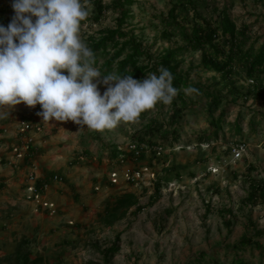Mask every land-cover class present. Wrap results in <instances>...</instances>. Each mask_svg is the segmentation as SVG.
<instances>
[{
  "label": "rangeland",
  "instance_id": "rangeland-1",
  "mask_svg": "<svg viewBox=\"0 0 264 264\" xmlns=\"http://www.w3.org/2000/svg\"><path fill=\"white\" fill-rule=\"evenodd\" d=\"M113 1L102 0L105 10L98 23L92 20V1H88L90 14L81 29L88 47L116 27L118 12L112 8ZM132 1L131 17L123 29L152 57L136 56L138 67L182 48L176 60L180 72L204 87L220 82L219 75L202 71L200 51L183 48L178 35L162 37L165 29L179 32L168 15L172 6L177 8L178 24L190 27L195 13L186 4ZM192 1L199 19L210 22L225 9L243 33L240 39L246 46L257 49L264 42V0ZM9 7L11 0H0V12ZM114 49L109 47V52L113 54ZM131 54L130 46L126 47L118 61ZM104 62L100 56L95 64L100 72ZM230 80L237 94L224 84L210 88L223 96L220 109L225 114L218 137H205L212 128L201 99L185 113L176 140L145 135L149 142L163 141L159 155L141 143L147 149L137 158L128 157L124 164L110 161L107 151L115 146L128 149L144 125L140 117L136 124L121 123L100 132L80 130L71 121L47 122L36 114L38 105L0 107V112L9 113L0 118V264H16V254L27 256L28 264H234L236 258L245 264H264L260 255L264 254V236L257 235L264 231V198L244 202L250 184L264 181V99L248 93L251 82L241 66L234 67ZM98 90L102 94L106 86L98 84ZM186 97L196 100L193 93ZM159 108L162 113L153 109L150 117L165 126L162 130L168 129L169 106ZM236 119L240 133L233 128ZM24 120L41 125L42 131L33 135V155L21 161L13 157L11 147L17 143V125ZM250 120H254L252 126ZM200 138L210 141L200 145ZM238 142L247 149L234 160L231 147ZM33 168L38 177L61 178L50 182L42 197L53 204L51 214L24 190ZM124 194H133L142 210L133 214L135 207H131L108 225L114 201ZM243 238L251 243L239 245ZM114 243L118 251L106 256ZM255 243L262 249L254 247Z\"/></svg>",
  "mask_w": 264,
  "mask_h": 264
},
{
  "label": "clouds",
  "instance_id": "clouds-1",
  "mask_svg": "<svg viewBox=\"0 0 264 264\" xmlns=\"http://www.w3.org/2000/svg\"><path fill=\"white\" fill-rule=\"evenodd\" d=\"M11 8L10 22L0 25V107L39 105L36 114L47 122L71 121L80 130L102 132L136 124L141 113L169 106L177 95L163 66L143 80L101 74L81 36L88 0H11ZM98 84L106 86L102 94Z\"/></svg>",
  "mask_w": 264,
  "mask_h": 264
},
{
  "label": "trees",
  "instance_id": "trees-1",
  "mask_svg": "<svg viewBox=\"0 0 264 264\" xmlns=\"http://www.w3.org/2000/svg\"><path fill=\"white\" fill-rule=\"evenodd\" d=\"M92 1V15L93 22L98 23L102 14L105 10V4L102 0H88ZM182 4L187 5V9L195 13V18L191 22L189 28L181 26L176 21L174 16L177 8L172 6L168 15L171 20L174 21V24L178 27L179 32H168L166 29L162 33V37L178 35L181 42L183 43V48L191 50L193 52L200 51L202 53L200 67L204 73H213L220 76V82L217 84H212L209 87H204L200 84H194L191 80L186 77L184 72L178 70V63L176 60L180 56L182 48L170 50L161 56L158 60L151 61L152 64L147 66H137L136 56L148 55L142 48L140 44H136L135 38L129 32L124 31L123 25L125 21L129 19L131 11L128 7L133 4L132 0H115L113 1L112 8L117 10L118 18L117 25L114 29L106 31L99 39L92 42L89 46L94 54L95 64L98 62L100 56H104V70L101 72L102 75H107L110 73H115L120 76L132 75L134 79L143 80L146 72L148 73H157L159 67L163 66L167 68L170 73L173 75V86L178 89L177 95L174 97L171 105H169L170 115L168 119V129L162 130L165 126L160 125L156 122L155 118H151L150 115L153 113V110L146 111L141 113L140 119L143 120V127L141 128L139 136L133 138L132 142L138 144L146 143L150 148L153 147H164L163 141L158 142H149L146 140L145 135L151 137H158L159 139H166L171 137L172 140H176L178 137L179 129L184 121L185 113L191 111L195 107L196 101L204 99V108L207 112V118L209 127L212 128L211 134H205L206 139L211 137H218V133L221 130V125L224 118V110L220 109L222 104V97L220 94L210 91L212 86H219L224 84L226 89H231L232 92L237 94L233 81H231V76L234 73V67L241 66L246 79L251 82L249 94L253 93L260 95L264 99V86H263V76H264V42L260 47L255 49L254 46H246L245 43L241 42L240 35L243 36L241 31H238L235 24L230 20L229 16L226 14L224 9L219 18H216L213 21H206L203 18L199 19L197 13V8L194 5L192 0H179ZM14 15L12 8H6L0 12V25L7 26L10 22L12 16ZM169 24L168 22H165ZM124 40V41H123ZM120 43V44H119ZM115 48L116 52L113 54L109 52V47ZM132 49V54L126 56L123 60L118 61L119 57L122 55V52L126 47ZM148 58L151 60L152 57L148 55ZM193 87L197 89L193 95L196 97V100L186 97L182 90L186 87ZM198 101V102H199ZM40 110V106H37ZM164 105L158 104L154 110L159 111ZM215 116V118H214ZM254 121V120H253ZM253 121H249V125L254 124ZM166 124V125H167ZM237 133H240L241 127L239 120L236 119L233 127ZM143 134V135H141ZM199 144L210 140H201ZM151 140V139H150ZM241 143V142H238ZM105 151L106 150V147ZM103 152L101 147L100 152ZM107 158L110 161L119 163L121 159H127L132 157L130 153H126L118 147H111L107 151ZM42 185V181L38 182V187ZM159 194L158 188L155 189L154 195ZM258 198H264V181L262 184L253 183L250 184V191L245 198L244 202L246 204L253 203L254 200ZM153 199V198H152ZM131 207H135L133 214H136L142 210L143 207L138 205V201L133 194H124L123 196L117 198L114 201V205L111 208V213L106 219L108 225L112 224L114 221L119 220L123 217L125 212ZM264 231H258L257 235L264 236ZM116 236L115 240L118 241ZM251 243V240L243 238L239 245H248ZM254 247L262 249L258 243L253 244ZM118 251L117 243L113 244L110 248L105 251V255H113ZM261 252V251H260ZM202 255V254H200ZM264 256V254H260ZM16 254V264H28L27 256H20ZM201 261L202 258L197 259ZM234 264H245L242 260L235 259Z\"/></svg>",
  "mask_w": 264,
  "mask_h": 264
},
{
  "label": "built area",
  "instance_id": "built-area-1",
  "mask_svg": "<svg viewBox=\"0 0 264 264\" xmlns=\"http://www.w3.org/2000/svg\"><path fill=\"white\" fill-rule=\"evenodd\" d=\"M41 131L42 127L39 124H36L29 120L20 121L17 125V143H15V145L11 147V153L13 157L17 158V160L20 159L21 161H23L26 157L33 155V151L35 149L33 135ZM246 147V144L243 142L235 144L233 147H231L232 158L234 160H238L246 151ZM144 148L147 149V146H144L143 144H138L136 142H131V144L128 145V149L122 151L130 153L132 155V159L137 158L140 155V151ZM152 149L156 152L157 155H159L160 151L162 150V148L160 147H153ZM126 160L127 159H121L119 163L124 164L126 163ZM35 172L36 168H33L32 173H30L29 175L28 181H26L24 190L28 193L27 197L29 199H32L34 202H37L41 208L46 209L51 214L53 213V204L44 201L42 197L45 194L44 191L46 190L47 185L50 182L57 183L58 181H61V178L57 175H50L48 177H38L36 176ZM39 181H42V185L38 187L37 185Z\"/></svg>",
  "mask_w": 264,
  "mask_h": 264
}]
</instances>
